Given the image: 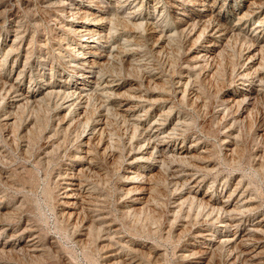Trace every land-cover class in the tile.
<instances>
[{
    "label": "rangeland",
    "instance_id": "374dc122",
    "mask_svg": "<svg viewBox=\"0 0 264 264\" xmlns=\"http://www.w3.org/2000/svg\"><path fill=\"white\" fill-rule=\"evenodd\" d=\"M210 1L218 12L212 24L224 34L212 36V57L198 59V48L211 37L206 21L194 17L187 26L176 20L175 11L189 16L188 0H136L128 7L119 0H74L99 13L103 39L94 51L108 56L90 75L100 86L84 92L82 115L74 100L63 107L64 94L82 82L68 65L79 49L65 24L67 0H0V71L14 82L23 68L14 85L0 81V264H264V0H253L256 6L252 0ZM241 74L260 79L253 97L239 84ZM33 93L36 100L23 98ZM136 97L144 101L140 114L158 117L175 132L168 149L194 143L190 155L128 163L141 128L123 104ZM186 167L198 175V192L182 173ZM71 175L78 187L68 200L63 182ZM133 196L143 198L131 201ZM208 198L236 206L234 227L224 232L205 219ZM259 220L263 231L252 244L241 242L240 232ZM201 229L211 235L196 237ZM234 233L238 244L218 242Z\"/></svg>",
    "mask_w": 264,
    "mask_h": 264
},
{
    "label": "bare ground",
    "instance_id": "6f19581e",
    "mask_svg": "<svg viewBox=\"0 0 264 264\" xmlns=\"http://www.w3.org/2000/svg\"><path fill=\"white\" fill-rule=\"evenodd\" d=\"M98 1V0H97ZM101 1V0H100ZM107 1V0H106ZM134 1H136V0H119V3L121 4V6L123 7H128L132 2H134ZM154 1V0H153ZM253 1V0H252ZM256 1V0H255ZM118 2V1H117ZM116 2V3H117ZM156 2V1H155ZM173 2V1H172ZM177 2V1H176ZM135 3V2H134ZM163 3V2H162ZM87 4V3H86ZM153 4H155V3H153ZM188 4H189V9H188V11H189V16H185V15H187V14H185V10H183V11H175V14H176V20H178L179 19V21H180V24L181 25H187V26H189L190 25V21L191 20H193V18L194 17H196L197 19L196 20H200V21H206L208 24H206L207 26L205 27V29H204V26H203V29H204V31H206V35H208L209 37H211V39L209 40V42H207V43H202L201 45H200V48H198V50H197V56H196V58H201V57H206V56H209V57H212V53L214 52V46L216 45L214 42H213V40H212V36L214 37V39H216V38H220V36H222L223 34H224V31L222 32V31H220L219 29V27H217L215 24H212V18L213 19H218V12H216L215 11V8H216V5H215V2H213V1H210V0H188ZM251 4V3H250ZM256 4V2H254L253 1V3L251 4L252 6H256L255 5ZM116 5V4H115ZM159 5V4H158ZM169 5V4H168ZM247 5V4H246ZM262 5V4H261ZM106 6V5H105ZM120 6V7H121ZM132 6V5H131ZM52 7V6H51ZM113 7V6H112ZM119 7V8H120ZM174 7V6H173ZM245 7V6H244ZM248 7V6H247ZM53 8H55V7H53ZM135 8V7H134ZM142 8V7H141ZM155 8V7H154ZM184 8V7H183ZM260 8V7H259ZM137 9H138V7H137ZM146 9V8H145ZM258 9V8H257ZM131 11V10H130ZM156 11V10H155ZM162 11V10H161ZM249 11H251V9H249ZM253 11V10H252ZM116 12V11H115ZM151 12V11H150ZM170 12V11H169ZM152 13V12H151ZM241 13V12H240ZM98 12H86V11H84L81 7H79L77 4H75V2H74V0H67V20H66V25H67V27H69L71 30H72V32H73V34H74V36H75V38H76V40H77V42H74L73 44L75 45V46H77V48L79 49V51H78V54H73V55H71V58H69V60H68V65L71 67V70L74 72V73H79V75H80V77H81V83L79 84V86H77L76 87V90L75 91H67L64 95V97H63V107L65 108V107H67V105H69V107H70V102H73V100H74V102L77 104L78 103V113L79 114H82L83 113V106H82V98L84 97V92L86 91V90H88V89H92V88H94V85L95 84H98V83H96V80L97 79H92V77L90 76V75H92V73L94 72V68H96V65L98 64V62H101V61H103V60H105V58L107 59V55L106 54H104V53H100V54H97L95 51H94V49L96 48L97 49V47L99 46V43L101 42V38H102V36H103V34H102V30H103V26H102V21H100L99 19H97V16H98ZM104 14V13H103ZM117 14V13H116ZM138 14V13H137ZM172 14V13H171ZM257 14V13H256ZM166 15V14H165ZM170 15V14H169ZM255 15V14H254ZM127 16V15H126ZM171 16V15H170ZM121 17V16H120ZM125 17V16H124ZM244 17H245V13L244 14H242L241 16H239V18H238V20H237V22L234 24V28H236V27H239L238 25L241 23V21L244 19ZM249 17V16H248ZM157 18V17H156ZM155 18V19H156ZM169 18V17H168ZM173 18V17H172ZM247 18V17H246ZM104 19V18H103ZM260 19V18H259ZM106 20V19H105ZM129 20V19H128ZM159 20V19H158ZM175 20V19H174ZM133 21V20H132ZM195 21V20H194ZM210 21V22H209ZM215 21V20H214ZM218 21V20H217ZM60 22V21H59ZM108 22H110V20L108 21ZM134 22V21H133ZM159 22V21H158ZM178 22V21H177ZM148 23V22H147ZM151 23V22H150ZM155 23V22H154ZM203 23V22H202ZM201 23V24H202ZM218 23V22H217ZM149 24V23H148ZM191 24H192V22H191ZM195 24V23H194ZM197 24V23H196ZM195 24V25H196ZM204 24V23H203ZM243 24V23H242ZM264 24V23H263ZM15 25V24H14ZM56 25V24H55ZM157 25V23L155 24V26ZM198 25V24H197ZM61 26V25H60ZM194 26V25H193ZM109 27V26H108ZM152 27V26H151ZM164 27V26H163ZM201 27H202V25H201ZM220 27H221V25H220ZM257 27V26H256ZM53 28H54V26H53ZM153 28V27H152ZM157 28V27H156ZM187 28V27H186ZM196 28V27H195ZM219 28V29H218ZM230 28V27H229ZM59 29V28H58ZM109 29V28H108ZM181 29V28H180ZM179 29V30H180ZM182 29H184V28H182ZM181 29V30H182ZM202 29V28H201ZM12 30V29H11ZM10 30V31H11ZM155 30V29H154ZM153 30V31H154ZM173 30V29H172ZM187 30H188V28H187ZM190 30H191V28H190ZM234 30V29H233ZM254 30H255V28H254ZM15 31V30H14ZM186 31V30H185ZM203 31V30H202ZM24 32V31H23ZM71 32V31H70ZM162 32V31H161ZM164 32V31H163ZM234 32V31H233ZM245 32V31H244ZM249 32H250V30H249ZM62 33V32H61ZM191 33V32H190ZM194 33V32H193ZM199 33H200V31H199ZM203 33V32H202ZM240 33V32H239ZM238 33V34H239ZM258 33V32H257ZM67 34V33H66ZM171 34V33H170ZM241 35H242V33H240ZM41 35V34H40ZM152 35V34H151ZM162 35H164V34H162ZM168 35V34H167ZM188 35V34H187ZM202 35V34H201ZM17 36V35H16ZM23 36V35H22ZM107 36H109L108 35V33H107ZM246 36V35H245ZM244 36V37H245ZM104 37H106V36H104ZM157 37V36H156ZM168 37V36H167ZM202 37V36H201ZM216 37V38H215ZM14 38H16V37H14ZM71 38V37H70ZM111 38V37H110ZM160 37L158 36V38H157V40L159 39ZM203 38V37H202ZM222 38V37H221ZM250 38V37H249ZM264 38V37H263ZM17 39H18V37H17ZM21 39V38H20ZM103 39V38H102ZM156 39V38H155ZM199 39V38H198ZM41 40V39H40ZM224 40H226V39H224ZM48 41V40H47ZM46 41V42H47ZM53 41V40H52ZM159 41H162V40H159ZM170 41V40H169ZM168 40H167V42L166 43H168L169 42ZM195 41V40H194ZM197 41V40H196ZM195 41V42H196ZM252 41V40H251ZM16 42V41H15ZM20 42V41H19ZM56 42H58V40L56 41ZM108 42V41H107ZM106 42V44L108 45L109 43H107ZM128 42V41H127ZM157 42V41H156ZM220 42V41H219ZM222 42V41H221ZM13 43V42H12ZM11 43V44H12ZM45 43V42H44ZM117 43V42H116ZM255 43V42H254ZM6 44V43H5ZM38 44V43H37ZM36 44V45H37ZM58 44V43H57ZM57 44H55L56 46H58ZM105 44V43H104ZM224 44V43H223ZM16 45V44H15ZM18 45V44H17ZM112 45V44H111ZM117 45V44H116ZM127 45V44H126ZM41 46V45H40ZM70 46V45H69ZM159 46V45H158ZM256 46H257V44H256ZM261 46H263V45H261ZM112 47V46H111ZM110 47V48H111ZM160 47V46H159ZM223 47H224V45H223ZM222 47V48H223ZM8 48V47H7ZM17 48V47H16ZM15 48V49H16ZM68 47H64V49L66 50ZM107 48V47H106ZM116 48V47H115ZM118 48V47H117ZM216 48V47H215ZM220 48V47H219ZM10 49H11V47H10ZM61 49V48H60ZM261 49V48H260ZM13 50V49H12ZM23 50V49H22ZM45 50H46V47H45ZM111 50V49H110ZM118 50V49H117ZM218 50V49H217ZM116 51V50H115ZM8 52H11L10 50H8ZM20 52V51H19ZM46 52V51H45ZM109 52V51H108ZM195 52V51H194ZM32 53V52H31ZM54 53V52H53ZM71 53V52H70ZM77 53V52H76ZM52 54V53H51ZM58 55V54H57ZM193 55V54H192ZM22 56H23V54H22ZM34 56V55H33ZM63 56V55H62ZM7 57V56H6ZM16 57V56H15ZM36 57V56H35ZM208 57V58H209ZM19 58V57H18ZM46 58V57H45ZM195 58V57H194ZM251 58V57H250ZM249 58V59H250ZM56 59V58H55ZM67 59V58H66ZM202 59H204V58H202ZM207 59V58H206ZM254 59H255V57H254ZM25 60V59H24ZM36 60V59H35ZM40 60V59H39ZM58 60H60V59H58ZM110 60V59H109ZM197 60V59H196ZM12 61H13V59H12ZM211 61V60H210ZM247 61H248V59H247ZM41 62V61H40ZM60 62V61H59ZM203 62V61H202ZM205 62V61H204ZM208 62V61H207ZM251 62V61H250ZM257 62V61H256ZM65 63V62H64ZM102 63V62H101ZM100 64V63H99ZM104 63H102V65H103ZM248 64V63H247ZM252 64V63H251ZM25 65V64H24ZM49 65V64H48ZM195 65H197V64H195ZM1 66H3V65H1ZM0 66V67H1ZM22 66V65H21ZM98 66H100V65H98ZM248 66V65H247ZM31 67V66H30ZM193 67H195L194 65H193ZM201 67V66H200ZM243 67V66H242ZM192 68V67H191ZM199 68V67H198ZM255 69V68H254ZM2 70V69H1ZM100 70H102V68L100 67ZM258 70V69H257ZM4 71V70H3ZM254 71V70H253ZM14 72H17L16 71V69H14ZM13 72V73H14ZM99 73H100V71H98ZM97 72V73H98ZM257 72V71H256ZM260 72V71H259ZM48 73V72H47ZM244 73H246V72H244ZM247 73H248V71H247ZM246 73V74H247ZM250 73V72H249ZM262 73V72H261ZM23 74V68L21 69V70H18V76L17 77H19L20 78V75H22ZM29 74V73H28ZM49 74V73H48ZM252 74H253V72H252ZM9 75V74H8ZM17 75V74H16ZM101 75V74H100ZM99 75V76H100ZM255 75V74H254ZM259 75V74H258ZM30 76V75H29ZM42 76V75H41ZM69 76V75H68ZM105 76V75H104ZM251 76V75H250ZM10 77V76H9ZM16 77V76H15ZM14 77V78H15ZM15 78V80H14V82H10L8 79H5L3 76H2V73H1V71H0V81H2L3 83L5 82V83H7V84H9V85H14V83H16L17 82V80H18V78ZM94 77V76H93ZM100 77H102V76H100ZM236 77V76H235ZM247 77V76H246ZM66 78V77H65ZM97 78V77H96ZM109 78V77H108ZM252 78V77H251ZM10 79V78H9ZM99 79V78H98ZM238 79H239V84L241 85V87H246V88H249V93H248V97L250 98V97H253L255 94H257V86L259 85V80L260 79H258L257 77H255V78H253V79H246L245 78V76L244 75H239L238 76ZM101 80V79H100ZM262 81H263V78L261 79ZM39 81V80H38ZM152 81V80H151ZM180 81V80H179ZM19 82V81H18ZM44 82V81H43ZM99 82V81H98ZM111 83V82H110ZM110 83H108V84H110ZM115 83V82H114ZM263 83H264V81H263ZM184 84V83H183ZM182 84V85H183ZM1 86L0 87H2V84H0ZM5 85V84H4ZM17 85V84H16ZM15 85V86H16ZM99 85V84H98ZM103 85V84H102ZM105 85V84H104ZM111 85V84H110ZM8 86V85H7ZM100 86V85H99ZM261 86V85H260ZM259 86V87H260ZM5 87V86H4ZM105 87H107V88H110V86L109 85H105ZM262 87H264V85L262 86ZM3 88V87H2ZM1 88V89H2ZM11 88V87H10ZM10 88H8L7 90H9ZM48 88V87H47ZM51 88H53V87H51ZM98 88V87H97ZM103 88V87H102ZM131 88V87H130ZM245 88V89H246ZM12 89V88H11ZM99 89V88H98ZM111 89V88H110ZM174 89V88H173ZM4 90H6V88L4 89ZM16 90V89H15ZM101 90V89H100ZM106 90H108V89H106ZM178 90V89H177ZM260 89H258V91H259ZM11 91V90H10ZM27 91V90H26ZM58 91V90H57ZM61 91H63V90H61ZM99 91V90H98ZM105 91V90H104ZM103 91V92H104ZM134 91V90H133ZM182 91V90H181ZM18 92V91H17ZM52 92V91H51ZM51 92H50V94H51ZM53 92H54V90H53ZM93 92V91H92ZM109 92V91H108ZM11 94H12V92H10ZM43 93V92H42ZM88 93V92H87ZM143 93V92H142ZM147 93V92H146ZM152 93V92H151ZM264 93V92H263ZM262 93V94H263ZM17 94H19V93H17ZM47 94V93H46ZM53 94V93H52ZM245 94V93H244ZM22 95V94H21ZM20 95V96H21ZM61 95V94H60ZM75 95V96H74ZM105 95V94H104ZM118 95V94H117ZM116 95V96H117ZM126 95V94H125ZM132 95V94H131ZM133 95H135V94H133ZM132 95V96H133ZM147 95V94H146ZM246 95V94H245ZM63 96V95H62ZM86 96V95H85ZM106 96V95H105ZM124 96V95H123ZM127 96V95H126ZM126 96H124V97H126ZM130 96V95H129ZM136 96V95H135ZM35 97H36V94L35 93H33V94H31V95H24L23 96V98H25V99H27V100H29V101H34V100H36L35 99ZM70 97H73V98H70ZM128 97V96H127ZM134 97V96H133ZM16 98V97H15ZM21 98V97H20ZM59 98V97H58ZM57 98V99H58ZM129 98V97H128ZM139 98V97H138ZM137 97H136V99L134 100V101H131L130 103V105H128V103L127 102H125L124 104H123V106L125 107L124 108V114H126V115H128V116H130L131 118H132V120H133V122L137 125V127L139 128H141V133H139V138L137 139L138 140V142H137V144H135V145H137L136 146V148L132 151L130 148V152L128 153V163H130V164H137V163H140V162H142L143 163V161L144 160H147V159H149V158H151V159H154V160H152V162L153 161H155V159L157 160V159H159V158H161V157H164L165 155H169V154H177V155H182L183 157L185 156V155H190L191 154V147H192V145L194 144V143H192L190 146H189V148H187V149H168V147H167V142H168V139L170 138V134L172 135V133H175V132H168V125H169V123H166V122H164L163 121V119H162V121L164 122V124L160 121V119L158 118V117H154V116H152V117H150V118H146V116L143 114V113H141L140 114V109L142 108V105L144 104L143 102V100H141V99H138ZM143 98V97H142ZM149 98V97H148ZM243 98V97H242ZM17 99V98H16ZM38 99V98H37ZM114 99V98H113ZM253 99V98H252ZM59 100V99H58ZM150 100V99H149ZM153 100V99H152ZM155 100V99H154ZM153 100V101H154ZM156 100H158V99H156ZM155 100V101H156ZM87 101V100H86ZM158 101H160L161 102V100H158ZM157 101V102H158ZM27 102V101H26ZM119 102V101H118ZM163 102H166L165 100L163 101ZM247 102V101H246ZM61 103V102H60ZM70 103V104H69ZM153 103H155V102H153ZM33 104V103H32ZM37 104V103H36ZM148 104H150L151 105V103H148ZM148 104H147V107H148ZM162 104V103H161ZM35 105V104H34ZM71 105H73V104H71ZM118 105V104H117ZM120 105V104H119ZM152 106V105H151ZM151 106H150V108H151ZM144 107V106H143ZM147 107H145V109L147 108ZM169 107V106H168ZM86 108V107H85ZM117 108V107H116ZM115 108V109H116ZM68 109V108H67ZM66 109V110H67ZM144 109V110H145ZM149 109V108H148ZM119 110V109H118ZM154 110V109H153ZM65 111V110H64ZM69 111H71V109L69 110ZM86 111V110H85ZM161 111V110H160ZM167 111V110H166ZM168 111H169V108H168ZM73 112H74V110H73ZM85 113V112H84ZM120 113V112H119ZM149 113V112H148ZM162 113V112H161ZM170 112H168V114H169ZM73 114V113H72ZM159 114V113H158ZM166 114V113H165ZM165 114H163V115H165ZM83 115V114H82ZM100 115H102V114H100ZM123 115V114H122ZM162 115V116H163ZM158 116V115H157ZM76 117V116H75ZM78 117V116H77ZM85 117V116H84ZM125 117V116H124ZM99 118V117H98ZM166 118V117H165ZM77 119V118H76ZM85 119V118H84ZM106 119V118H105ZM126 119V118H125ZM129 120H130V118H128ZM127 119V120H128ZM176 119V118H175ZM131 120V121H132ZM99 121V120H98ZM125 121V120H124ZM172 121V120H171ZM181 121V120H180ZM179 121V122H180ZM184 121V120H183ZM94 122V121H93ZM103 123L105 122V120L104 121H102ZM176 123V122H175ZM184 123V122H183ZM134 124V125H135ZM180 124V123H179ZM105 125H107V124H105ZM104 125V126H105ZM133 125V124H132ZM135 125V126H136ZM181 125H183V124H181ZM170 126V125H169ZM130 127V126H129ZM133 127V126H132ZM137 127H136V129H137ZM179 127V126H178ZM88 128V127H87ZM90 128V127H89ZM99 129H100V127H98ZM98 128H96V129H98ZM173 128V127H172ZM94 129V128H93ZM102 129V128H101ZM100 129V130H101ZM133 129V128H132ZM171 129V128H170ZM179 129V128H178ZM104 130V129H103ZM133 130H135V129H133ZM172 130V129H171ZM180 130H182V129H180ZM93 131H95V129L93 130ZM101 132V131H100ZM103 132V131H102ZM132 132V131H131ZM135 133V132H134ZM181 133H183V132H181ZM84 134V133H83ZM89 134V133H88ZM87 134V135H88ZM179 134V133H178ZM95 135H98V133L97 134H95ZM100 135V134H99ZM132 135V134H131ZM130 135V136H131ZM134 135V134H133ZM137 135V134H136ZM181 135V134H180ZM91 136H94V135H91ZM91 136H89V137H91ZM178 136V135H177ZM133 137V136H132ZM132 137H130V139L132 138ZM174 137H176V136H174ZM181 137V136H180ZM182 138V137H181ZM190 138V137H189ZM88 139V138H87ZM92 139V138H91ZM85 140V139H84ZM83 140V141H84ZM90 140V139H89ZM89 140L88 141H86L87 143L89 142ZM129 140V139H128ZM132 140V139H131ZM136 140V141H137ZM171 140V139H170ZM183 140V139H182ZM96 141V140H95ZM130 141V140H129ZM190 141V140H189ZM128 142V141H127ZM194 142V141H193ZM198 142V141H197ZM230 142V141H229ZM199 143H200V140H199ZM174 144V143H173ZM129 145V144H128ZM133 145V144H132ZM196 145V144H195ZM82 146V145H81ZM86 146H88L87 144H86ZM130 147V146H129ZM173 148V147H172ZM183 148V147H182ZM194 148V147H193ZM128 149V150H129ZM207 149V148H206ZM202 150H204V149H202ZM201 151V150H200ZM207 151V150H206ZM79 152V151H78ZM83 152V151H82ZM199 152V151H198ZM87 154V153H86ZM201 154H202V152H201ZM204 154H205V151H204ZM80 155V154H79ZM127 155V154H126ZM199 155V154H198ZM86 156V155H85ZM171 156V155H170ZM169 156V157H170ZM195 156V155H194ZM81 157V156H80ZM175 157V156H174ZM173 157V158H174ZM188 157H192V156H188ZM204 157V156H203ZM202 157V158H203ZM87 158V157H86ZM178 160H179V158L178 157H176ZM197 158V157H196ZM85 159V158H84ZM168 159V158H167ZM193 159V158H192ZM191 159V160H192ZM199 159H200V156H199ZM169 161H172L173 162V160H170V159H168ZM186 160H187V158H186ZM198 160V159H197ZM204 160V159H203ZM206 160V159H205ZM190 161V160H189ZM194 161V160H193ZM179 162V161H178ZM182 162V161H181ZM184 162V165H186L185 163L187 162H185V161H183ZM199 162V161H198ZM161 163V162H160ZM163 163H164V161H163ZM201 163H202V161H201ZM167 164H169L168 162H167ZM181 164V163H180ZM188 164H190V163H188ZM187 164V165H188ZM207 164V163H206ZM157 165V164H156ZM160 164H158V166H159ZM173 165V164H172ZM192 165V164H191ZM194 165V164H193ZM197 165V164H196ZM195 165V166H196ZM136 166V165H135ZM150 166V165H149ZM170 166V165H169ZM178 166H179V164H178ZM182 166V165H181ZM157 167V166H156ZM155 167V168H156ZM197 167V166H196ZM203 167V166H202ZM204 167H206V165L204 166ZM203 167V168H204ZM177 168V167H176ZM201 168V167H200ZM202 168V169H203ZM181 169H182V167H181ZM194 169H197V168H194ZM199 169V168H198ZM172 171V170H171ZM178 171V170H177ZM180 171V170H179ZM195 171V170H194ZM200 171V170H199ZM131 172V171H130ZM173 172V171H172ZM188 172H189V174H188ZM191 172V169L189 170V167H186L183 171H182V173L183 174H187V175H190V180L194 183V185L192 184V186H194L195 187V189H197V190H195V191H199V186H198V180H197V174L196 173H190ZM207 171H205V172H203V174L204 173H206ZM210 172V171H209ZM133 173V172H132ZM200 173V172H199ZM75 174V173H74ZM136 174V173H135ZM169 174H171V173H169ZM182 174V175H183ZM201 174V173H200ZM76 175V174H75ZM137 175V174H136ZM178 175H180V174H178ZM209 175V174H208ZM69 176V175H68ZM130 176V175H129ZM128 176V177H129ZM186 176V175H185ZM203 176V175H202ZM67 177V176H66ZM75 177V176H74ZM74 177H72V175L70 176V177H67L65 180H64V182H63V184H64V186H63V188H64V191H65V194H64V197H66L68 200L73 196L72 195V192H75L76 191V189H77V187H78V183H77V179H75ZM180 177V176H179ZM130 178H132V176L130 177ZM174 178H175V176H174ZM203 178H204V176H203ZM189 179V178H188ZM172 180V179H171ZM177 180H179V179H177ZM59 182V181H58ZM81 182V181H80ZM183 182V181H182ZM83 183V182H82ZM81 183V184H82ZM184 183V182H183ZM202 183V182H201ZM208 183V182H207ZM177 184V183H176ZM180 184V183H179ZM186 184V183H185ZM184 184V185H185ZM200 184V183H199ZM212 184V183H211ZM178 185V184H177ZM143 186V185H142ZM183 186V185H182ZM80 187V186H79ZM181 187V186H180ZM186 186H184V188H185ZM187 187H189V186H187ZM143 188H145L146 189V187H143ZM182 188V187H181ZM189 188H191V187H189ZM209 188V187H208ZM62 189V188H61ZM84 189H86V188H84ZM183 189V188H182ZM187 190H189V189H187ZM186 190V191H187ZM201 190V189H200ZM85 191V190H84ZM83 191V192H84ZM87 191V190H86ZM140 191V190H139ZM205 191V190H204ZM79 192V191H78ZM88 192V191H87ZM137 192V191H136ZM210 192V191H209ZM232 193H234V192H232ZM76 194V193H75ZM78 194V193H77ZM130 194V193H129ZM194 194V193H193ZM212 194V193H211ZM143 195V194H142ZM220 195V194H219ZM231 195V194H230ZM242 195V194H241ZM131 196V195H130ZM186 196H188V197H191V196H189V195H187L186 194ZM227 196H229V195H227ZM232 196V195H231ZM237 196V195H236ZM239 196H240V194H239ZM248 196V195H247ZM78 197H79V195H78ZM82 197V196H81ZM187 197V198H188ZM202 198H205V196L203 195V196H201ZM230 197V196H229ZM241 197V196H240ZM140 198H143V197H137V196H133L132 198H131V201H138ZM194 198V197H193ZM237 198V197H236ZM235 198V199H236ZM239 198V197H238ZM244 198V197H243ZM195 199V198H194ZM194 199H192V200H194ZM199 199V198H198ZM223 199V198H222ZM66 200V199H65ZM125 200V199H124ZM142 200V199H141ZM202 200V199H201ZM214 200V199H213ZM244 200V199H243ZM251 200V199H250ZM79 201V200H78ZM82 201V200H81ZM130 201V200H129ZM203 201V200H202ZM206 201H207V206H209V210H210V212H208L207 213V215L205 216V219H207V221L209 220V222L210 223H212V225H215V227H219V228H221V229H223V231L224 232H226V231H228L229 229H230V227H232L233 225H236V222H237V220H238V216H237V212H235V208H236V206L234 205V204H232L231 203V201L230 200H224V201H222L221 203H216V202H212L211 200H210V198H208V199H206ZM216 201V200H215ZM220 201V200H219ZM246 201H247V199H246ZM252 201V200H251ZM83 202V201H82ZM81 202V203H82ZM242 202V201H241ZM68 203V202H67ZM80 203V204H81ZM141 203V202H140ZM245 203V201H243L242 202V204H244ZM85 204V203H84ZM132 204V203H131ZM200 204V203H199ZM206 205V204H205ZM201 207H202V205H201ZM243 208V207H242ZM250 209H251V207H249ZM215 209L217 210V212H215ZM212 210H214V211H212ZM246 210V209H245ZM252 210V209H251ZM77 211V210H76ZM240 211V210H239ZM73 212V211H72ZM71 212V213H72ZM255 212V211H254ZM70 213V212H69ZM70 213V214H71ZM245 213H247V212H245ZM242 214V213H241ZM264 214V213H263ZM200 215V214H199ZM244 216V215H243ZM203 217V216H202ZM260 217V216H259ZM204 219V220H205ZM242 219V218H241ZM250 219V218H249ZM202 220V219H201ZM252 221V220H251ZM256 222V221H255ZM252 223H254V221L252 222ZM260 224V220L256 223V224H254V225H251L250 226V228H248V229H243V231H241L240 232V238H241V242H247V241H249L250 240V242H251V238L252 237H254L255 236V234L258 232V231H260L261 229H259V224ZM202 225V224H201ZM203 226V225H202ZM234 227V226H233ZM211 228V227H210ZM196 229V228H195ZM208 230V229H207ZM239 230H241V229H239ZM263 231V230H262ZM262 231H260V232H262ZM216 232V231H215ZM24 233V232H23ZM259 234V233H258ZM263 234H264V232H263ZM209 235H211V233L210 232H208V231H202V229H201V231L199 230V231H197L196 233H195V236L196 237H198V238H201V239H206ZM238 236H239V234H237ZM259 235H261V234H259ZM29 236V235H28ZM32 236H34V235H32ZM32 238V237H31ZM36 238V237H35ZM256 238V237H255ZM260 239V238H259ZM258 239V240H259ZM31 240V239H30ZM237 236H236V234L234 233L232 236H231V234L230 235H226V234H224V235H222V237L221 238H219L218 239V242L221 244V243H224V245H226V246H232V245H236V244H238L237 243ZM256 241H257V239H256ZM262 241V240H261ZM37 242V241H36ZM199 242V241H198ZM212 243V242H211ZM249 243V242H248ZM259 243V242H258ZM219 244V245H220ZM244 244V243H243ZM246 244V243H245ZM251 244H252V242H251ZM260 244V243H259ZM5 245V244H4ZM109 245V244H108ZM222 245V244H221ZM257 245V244H256ZM223 246V245H222ZM255 246V245H254ZM260 246V245H259ZM263 246V245H262ZM37 247V246H36ZM112 247V246H111ZM192 247V246H191ZM211 247V246H210ZM216 247V246H215ZM224 247V246H223ZM34 248H35V246H34ZM220 248H221V246H220ZM229 248V247H228ZM236 248V247H235ZM260 248V247H259ZM193 249V248H192ZM208 249H209V247H208ZM234 249V248H233ZM241 251L243 252L244 251V249L245 248H243V247H241ZM29 250V249H28ZM228 250V249H227ZM251 250H253V247H252V249ZM260 250H262V249H260ZM112 251V250H111ZM199 251V250H198ZM235 252H236V250H234ZM206 252H207V250H206ZM238 252V251H237ZM210 253V252H209ZM228 253V252H227ZM230 253V252H229ZM228 253V254H229ZM238 253H240V252H238ZM237 253V254H238ZM249 253H251V252H249ZM259 253V252H258ZM264 253V252H263ZM204 254H205V252H204ZM236 254V253H235ZM236 254V255H237ZM227 255V254H226ZM231 255V254H230ZM254 255V254H253ZM260 255H262V254H260ZM122 256V255H121ZM206 256V255H205ZM228 257V256H227ZM253 257V256H252ZM107 258V257H106ZM134 258V257H133ZM232 258V257H231ZM237 258V257H236ZM236 258H234V259H236ZM240 258V257H239ZM238 258V259H239ZM244 258V257H243ZM250 258V257H249ZM122 259V258H121ZM225 259H227L226 257H225ZM241 259V258H240ZM246 259V258H245ZM248 259V258H247ZM119 261V260H118ZM130 261V260H129ZM201 261V259L199 260V262ZM246 261V260H245ZM257 261V260H256ZM238 262V261H237ZM236 262V263H237ZM252 262V261H251ZM254 262V261H253ZM137 263V262H136ZM135 263V264H136ZM235 263V262H234ZM262 263V262H261ZM227 264V263H226ZM229 264H231L230 262H229ZM255 264H256V262H255Z\"/></svg>",
    "mask_w": 264,
    "mask_h": 264
}]
</instances>
